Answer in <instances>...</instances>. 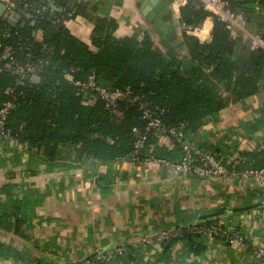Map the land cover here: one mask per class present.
<instances>
[{"label":"crops","instance_id":"0c3cea01","mask_svg":"<svg viewBox=\"0 0 264 264\" xmlns=\"http://www.w3.org/2000/svg\"><path fill=\"white\" fill-rule=\"evenodd\" d=\"M74 2L80 14L66 26L83 41L91 43L94 22L107 19L116 21L118 38L148 33L160 47L142 11L150 0ZM259 2L243 3L252 11L250 18L243 15L248 32L264 40ZM205 22L212 31L213 22ZM234 35L255 48L243 32ZM184 138L240 168H253V155L264 158V90L230 104ZM158 141L163 153L180 157L169 138ZM29 147L0 139V245L8 249L0 264H81L119 246L139 252L131 264H263L256 252L264 249V207L227 213L264 202L263 184L197 177L129 159L101 162L95 175L92 158L77 147L59 146L52 157ZM197 223L240 232L241 239L201 237L192 247L185 239L170 246L142 243L162 230Z\"/></svg>","mask_w":264,"mask_h":264},{"label":"trees","instance_id":"16d2710c","mask_svg":"<svg viewBox=\"0 0 264 264\" xmlns=\"http://www.w3.org/2000/svg\"><path fill=\"white\" fill-rule=\"evenodd\" d=\"M53 1L61 12L50 15L51 20L45 17L35 24L12 28L0 18V44L11 46L14 58L21 63L28 61V55L33 62L41 61L37 82L0 73V110L9 100L15 104L6 128L19 144L44 151L50 157L59 146H73L86 158L103 163L127 159L134 152L133 128L143 131L146 124L141 119L139 103L122 100L110 110L92 93L85 99V92L75 82L85 80L91 73L96 74L99 85L110 91L129 87L133 97H139L149 109L162 112L164 124L184 125V132H196L210 116L264 90V50L250 48L236 37L223 21L205 9L201 0H188L178 15L185 26H201L209 17L213 21L207 43L185 32L181 34L188 56L196 64L191 73L172 72L174 63L148 33L142 38H118L114 20H96L91 43L83 41L66 26L80 14L81 5L74 0ZM251 1L254 0L231 2L230 7L250 18L252 11L242 4ZM259 4L263 6L264 0ZM7 29L9 35L5 37L2 33ZM9 89L13 90L10 96ZM158 143L150 136L139 151L141 159L152 153L175 160L159 150ZM260 155L252 156L257 160L253 168L264 167ZM201 237L188 235L185 240L192 247L193 241ZM6 250L0 245V258L7 257ZM138 257L137 250H128L107 264H131Z\"/></svg>","mask_w":264,"mask_h":264},{"label":"built area","instance_id":"2783aa9c","mask_svg":"<svg viewBox=\"0 0 264 264\" xmlns=\"http://www.w3.org/2000/svg\"><path fill=\"white\" fill-rule=\"evenodd\" d=\"M187 1L188 0H170V9L176 18L179 15L180 8L183 7ZM201 1L205 9L219 20L223 21L230 31L243 32L250 38L255 48L264 50V40L251 34L246 29L243 13L237 12L230 7L231 2H238L240 0ZM0 3L6 6V16L14 15L19 22L26 21L27 25L35 24L37 20L45 17L47 20H51L55 10L59 11V15L61 12L53 0H45V2H43V0H0ZM207 20L212 21V18L209 17ZM9 29L2 33L3 36L7 37L9 35ZM182 30L186 34L196 37L200 43H207L211 40V30L206 25V22L198 27L182 25ZM29 59L30 56L28 55V61L24 63L19 62L14 58V51L11 46L0 44V73L4 72L16 76L21 81L34 79L40 71L41 61L37 63ZM74 71V69H71L72 73ZM68 78L71 80L73 79L71 74H68ZM75 84L85 93H92L94 99L102 101L104 106L110 110L115 109L118 102L122 100H128L132 104L139 103L141 119H143L146 124L143 131L138 127L133 128L132 132L136 138L134 142V152L127 159L135 163L157 164L175 172L191 174L197 177L217 180L235 178L264 185V167L240 168L237 167L234 160L232 162L224 160L217 154L204 151L196 144L186 141L184 138V125L167 126L164 124L161 118L162 112L157 113L149 109L147 104L139 97H133L132 90L129 87L110 91L98 84L95 73H91L85 80H77ZM12 92L13 90L9 89L7 94L10 96ZM14 108L15 104L9 100L0 110V139L14 140L10 135V130L6 128L7 118ZM150 136L158 140L169 138L180 150L179 159L169 160L155 156L152 153L141 159L139 151L144 147ZM188 235H201L208 239L216 237L241 239L240 232L230 233L215 223H197L182 228L162 230L153 237H145L142 243L145 246L161 245L171 240H184ZM127 251L128 249L126 247L119 246L107 252L100 253L96 257L88 259L81 264H107L115 258L124 255ZM256 256L264 264V249H259L256 252Z\"/></svg>","mask_w":264,"mask_h":264},{"label":"water","instance_id":"95a60500","mask_svg":"<svg viewBox=\"0 0 264 264\" xmlns=\"http://www.w3.org/2000/svg\"><path fill=\"white\" fill-rule=\"evenodd\" d=\"M150 2V5H148V2H144L142 11L164 54L174 63L171 71L176 72L177 70H181L185 73H191L196 64L189 58L185 41L181 38V32H179V27L183 25L181 18L179 16L177 18L172 16L170 0H150ZM53 14L57 16L59 15V11L55 10ZM169 16H171V19H168ZM0 18L12 28L25 27L27 25L26 21L19 22L14 15L6 16V6L3 3H0ZM35 35L36 33H34ZM34 80L36 82L39 81V77L36 76ZM88 96L89 93L86 92L85 99ZM28 149L31 150L30 147ZM89 165L91 166V171L97 175L101 162L92 158L89 161ZM260 207H264V202L234 208L228 210L227 213H239Z\"/></svg>","mask_w":264,"mask_h":264}]
</instances>
